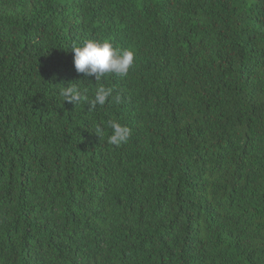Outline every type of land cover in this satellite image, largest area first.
<instances>
[{"label":"trees","instance_id":"16d2710c","mask_svg":"<svg viewBox=\"0 0 264 264\" xmlns=\"http://www.w3.org/2000/svg\"><path fill=\"white\" fill-rule=\"evenodd\" d=\"M0 264H264V0H0Z\"/></svg>","mask_w":264,"mask_h":264},{"label":"clouds","instance_id":"9594fccd","mask_svg":"<svg viewBox=\"0 0 264 264\" xmlns=\"http://www.w3.org/2000/svg\"><path fill=\"white\" fill-rule=\"evenodd\" d=\"M74 67L78 73L87 77H94L100 81L108 74L126 76L134 64V52L130 49H119L108 40L84 38L73 43ZM113 88L103 84L98 85L89 98L88 89L81 87L78 83H69L61 91L63 101L69 103L86 102L91 109L97 105L103 106L110 98L119 100V96L113 97ZM108 130L107 142L116 147L126 143L131 135V129L117 120H108L104 128L98 127L95 133L100 137Z\"/></svg>","mask_w":264,"mask_h":264}]
</instances>
